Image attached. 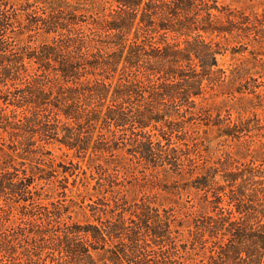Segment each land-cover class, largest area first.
Masks as SVG:
<instances>
[{
  "label": "trees",
  "instance_id": "obj_1",
  "mask_svg": "<svg viewBox=\"0 0 264 264\" xmlns=\"http://www.w3.org/2000/svg\"><path fill=\"white\" fill-rule=\"evenodd\" d=\"M14 2L0 0V127L18 130L15 138L24 134H30L32 138L40 134L48 142L57 139V118L61 113L74 122L75 129L81 134L78 137L73 127L65 128L67 136L63 144L70 149L83 150L91 133L88 129L92 128L88 123L95 124L100 118L108 91L105 81L123 63L103 123L108 128L112 125L116 130H129L133 136L131 152L138 155L147 167L169 166L177 176L193 177L191 187L203 193L202 201L213 214L193 220L192 230L188 231L192 239L189 248L187 243L179 248L176 246L168 224L150 227L147 207L141 208L139 216L136 215L137 222L129 220L132 226L125 227L120 217L108 233L76 224L64 225L61 231L57 221L51 245L60 254L58 261L95 264L96 260L90 256L83 240L84 235L92 232L96 242L104 244L106 236L119 242L110 251L108 260L112 264H264V160L258 165L255 160L238 165L227 158L216 163L218 167H206V162L200 166L198 158L201 155L195 153L198 145L193 143L189 147L188 131L185 130L190 123L199 121L206 127H218L221 136L229 138L239 139L249 132V122L232 123L229 113L226 119H222L220 113L213 116L211 108L198 107L195 100L204 93V82L214 86L225 79V72L216 69V57L221 54L222 47L214 39L234 36L240 40L264 41V15L238 13L220 6L218 0H117L118 7L110 15V20L98 24V30L108 33L106 41H52L50 45H41L38 51L28 52L26 47L19 45L25 28L32 24L29 13L26 14L31 7L28 1L16 6ZM138 15L139 23L134 26ZM47 16L35 19L46 34L62 28L60 16ZM132 29L133 41H127ZM160 31L163 32L162 41L155 46L150 40ZM168 34H173L176 42H167ZM89 43H94L90 47L94 53L93 49L89 52ZM72 48L74 52L70 51ZM25 58L34 59L38 70L29 74L23 66ZM81 66L84 69L91 67L93 76L100 80L96 78L80 88L59 89L58 96L51 98L59 78L75 86L76 81L87 74L80 76L78 70L81 71ZM17 69H22L24 75H19ZM15 74L21 76L16 82L21 81L23 86L15 83L11 91ZM77 93L84 94L87 104L79 106L78 97L74 96ZM63 94L65 98L62 99ZM67 101L72 103L62 105ZM8 105L22 109L23 113L7 117L5 108ZM52 107L59 113L53 114ZM78 121L83 123L78 124ZM251 121L258 128L259 120ZM147 128L157 132L165 143L154 142V135L143 132ZM173 136L182 142V148L173 146ZM107 142L100 137L97 149L105 151L109 148ZM27 145L33 144L29 141ZM9 149L15 151L14 146ZM0 152L1 157L7 158L2 170L8 166L14 170L13 173L0 174V197L5 200L17 197L16 200L24 202L30 200L32 191L29 188L33 179L24 175L17 180L14 159L3 150ZM217 176L219 180H216ZM54 216L59 219L58 211ZM140 227L145 228L147 236L148 231L151 232L150 243L144 239ZM12 231L2 238L0 247V252L9 258L25 240L21 239L25 234L22 228ZM56 232L61 233L60 238ZM55 240L57 244L52 243ZM165 246L168 249L161 252ZM152 247L159 249L160 253L157 260L149 263V249ZM188 249L203 252L206 257L194 261Z\"/></svg>",
  "mask_w": 264,
  "mask_h": 264
},
{
  "label": "rangeland",
  "instance_id": "obj_2",
  "mask_svg": "<svg viewBox=\"0 0 264 264\" xmlns=\"http://www.w3.org/2000/svg\"><path fill=\"white\" fill-rule=\"evenodd\" d=\"M14 1L15 6L28 1L31 7L26 14L29 13L32 24L25 28L19 45L26 47L28 52L38 51L41 45H50L52 41H106L108 33L98 30V24L109 21L110 15L118 7L117 0ZM218 4L248 16L264 15V0H218ZM47 15L60 16L59 22L62 23V28L46 34L35 19L38 16L47 18ZM138 23L139 15L134 21V26ZM133 33L132 29L127 35V41H133ZM162 33L160 31L152 35L150 41H153L155 46H159L162 41ZM166 41L176 42L175 36L168 34ZM214 41L220 43L222 47L221 54L216 57V69L225 72V79L221 84L214 86L204 82V93L195 102L198 107L211 108L213 116L220 113V117L226 119L229 113L232 123L249 122L247 125L249 132L239 139L229 138L221 136L218 127L212 125L206 127L202 122L197 121L190 123L185 129L188 131L189 147L197 143L195 153L201 155V158H198L200 166L206 162V167H218L216 163L223 162L227 158L236 161L238 165L247 164L250 160H255V164L258 165L264 160V41L240 40L234 36L214 39ZM93 45L94 43L88 44L89 48ZM92 49L90 48L89 52ZM70 51L74 52L73 48ZM92 51L94 53V49ZM84 52L86 53V50ZM23 64L29 74L38 70V64L34 59L25 58ZM121 64L123 63L117 66L114 74H110L111 78L105 81L108 91L100 109V118L95 124L88 123L92 128L88 129L91 133L83 150L70 149L63 144L67 136L64 129L76 127L71 119H66L61 113L57 118L59 121L57 139L48 142L43 140L40 134L32 138L30 134L15 138L14 135L18 130L10 127L3 130L0 127V151L3 150L14 159V166L18 171L17 180L24 175L33 179V184L29 188L32 191L30 200L24 202L16 200L17 197H10L8 200L0 197V208L4 211H0V247L3 243L2 238L12 230L22 228L25 231L24 237L21 238L25 240L20 242L14 255L9 258L5 257L4 252H0V264H66L65 261L61 263L58 261L60 254L51 245V238H55L57 221L61 231L64 225L76 224L96 227L108 233L113 223H117L120 217L125 227L132 226L129 220L133 219L137 222L136 215L139 216L141 208L147 207L146 211L150 217L148 225L157 228L164 223L168 224L170 237L175 239L179 248L185 243L188 245L192 240L188 231L192 230L195 218L206 214L213 215L202 201L203 193L191 187L193 177L177 176L169 166L147 167L138 155L134 156L131 152L133 136L130 131L116 130L112 125L108 128L103 123L106 109L111 104L112 92L118 83ZM19 69L17 73L24 75L25 72ZM78 72L80 76H83V73L87 74L79 78L75 86L66 84L59 78L51 98L58 96L59 89L66 90L71 86L80 88L84 84L92 83L96 78L100 80L93 76L91 67L84 69L81 66V71ZM14 76L11 91L14 90L15 83L20 87L23 86L21 81L16 82L21 76L17 77L16 74ZM252 91H255L254 94L251 93ZM74 96L78 97L79 106L87 104L84 94L77 93ZM61 98H65V94L61 95ZM70 103L72 102L67 101L65 104L62 102V105L67 106ZM93 106L94 104L89 108ZM51 109L53 114L59 113L53 107ZM22 113V109H16L14 106L8 105L5 108L7 117ZM252 119L259 120L258 128L255 122L251 121ZM82 123L83 121H78V124ZM143 132L154 135V142L165 143L159 134L151 131L150 128ZM74 133L81 137L77 130ZM100 137L108 141L109 148L105 151L97 149ZM27 139H30L33 145L28 147ZM115 143H118V146H115ZM172 143L175 148L183 147L182 142L175 136L172 137ZM13 146L15 151L9 149ZM193 157L191 155V158ZM4 162H7V158L1 157L0 152V174L13 173L11 166L2 170ZM219 179L220 177L217 176L216 180ZM57 211L58 215L60 214L59 219H55L54 216ZM140 228L144 239L150 243L151 232L148 231L149 236H147L144 234L145 228ZM44 232L46 233L43 234ZM56 235L60 238L61 233ZM105 238L106 242L103 244L98 240L96 242V238L93 239L92 232L83 236L90 256L96 260L95 264L103 262L112 264L108 260L110 251L114 250L119 242L108 236ZM52 243L57 244V241ZM189 247L190 245L187 248ZM166 249L168 247L165 246L161 252H165ZM149 251L148 260L151 263L152 260H157L160 250L152 247ZM187 252L194 261L206 257L203 252L199 253L197 250L188 249Z\"/></svg>",
  "mask_w": 264,
  "mask_h": 264
}]
</instances>
